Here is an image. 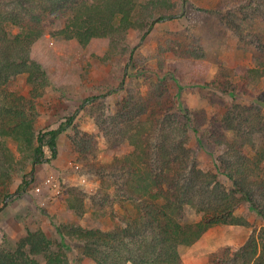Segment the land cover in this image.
<instances>
[{
    "label": "rangeland",
    "instance_id": "obj_1",
    "mask_svg": "<svg viewBox=\"0 0 264 264\" xmlns=\"http://www.w3.org/2000/svg\"><path fill=\"white\" fill-rule=\"evenodd\" d=\"M116 1L130 6L131 14L127 19V7L120 9L114 19V35L102 38L99 44L93 42L87 53H80L76 36L63 32L68 17L65 13L46 16L43 35L36 45L42 54L38 60L45 61L47 73L33 81L23 72L9 81L10 89L34 100L35 114L28 113V117L37 133L58 127L72 115L74 120L58 136L57 157L51 158L45 146L46 159L33 162L32 169L31 146L12 137L1 138L26 165L23 172L14 171L10 195L1 204L0 249L5 252L17 251L28 230H42L51 241L48 256L59 253L70 264H98L83 254L76 226L108 231L124 224L118 184L125 177L118 174L121 170L115 168V162L136 156L146 145L148 150H156L169 134L165 131L166 117L172 119L174 136L181 132L187 138L182 143L179 136L175 147L191 149V163L203 172L216 174L225 188L232 187V181L224 172L221 157L230 159L233 150H241L253 158L264 150V60L256 63L252 58L257 49L253 42L256 34L263 33L264 43V14L253 21L252 11L240 26L233 17L239 0L79 3L104 6ZM160 14L171 16L160 19ZM9 30L19 32L13 25ZM201 46L204 58L195 55ZM137 97L141 102L137 110L133 106L121 109L127 98ZM170 103L173 113L167 116L165 109ZM144 125L143 139L149 144L132 142L140 138ZM237 133L242 139L235 143ZM23 149L25 155L20 153ZM29 171L30 186L19 193ZM256 185V203L264 209V190ZM129 208L135 212L134 206ZM235 214L248 225H219L197 242L180 245L183 264H210V254L219 247H241L251 235L259 236L264 220L248 201L241 202ZM185 215L199 218L191 205L186 206ZM46 254L30 257L37 264H49Z\"/></svg>",
    "mask_w": 264,
    "mask_h": 264
},
{
    "label": "trees",
    "instance_id": "obj_2",
    "mask_svg": "<svg viewBox=\"0 0 264 264\" xmlns=\"http://www.w3.org/2000/svg\"><path fill=\"white\" fill-rule=\"evenodd\" d=\"M79 1L0 0V211L4 199L10 195L8 187L14 171L23 172L26 167L23 160L18 159L1 138L12 137L18 142H27L31 146L32 169L33 162L46 159L45 146L50 149L51 158L57 157L58 136L72 126L74 120L72 115L58 127L37 133L33 120L28 117V113L35 114L34 100L18 94L8 86L10 79L17 74L28 72L29 79L36 81V77L47 73L44 69L47 65L45 61L38 60L42 54L36 45L43 35L46 16L65 13L68 17L63 32L68 33V37L76 36L82 50L80 53H87L93 42L99 44L102 38L109 39L114 35V19L120 9L127 7H124L125 3L117 1L104 6L97 3L88 6ZM158 7L156 2L155 8ZM103 8H107L106 13H101ZM237 11L233 17L238 20V25L245 23L249 18L247 14L250 15L252 11L251 19L254 21L260 14H264V0L260 3L259 0H239ZM131 12L130 6L127 7V19ZM170 16L160 14L158 17L163 19ZM155 20H152V24ZM11 25L18 27L19 32L13 34L9 30ZM240 26L237 27L241 29ZM147 33L143 34L142 39ZM262 35L256 34L253 40L257 49L252 58L256 63L264 60ZM201 48L195 54L198 58L206 56L204 46ZM140 105L138 97L135 100L127 98L121 109L126 111L133 106L135 111ZM172 106L173 103H170L166 107L167 116L172 115ZM171 121L170 117L165 118L167 130L171 128L170 131L165 130L169 134L173 130ZM156 122L160 123L158 119ZM145 127L140 129V138H131L132 142L149 144L148 139H143ZM169 134H165L156 150H148L150 146L146 145L145 150H140L136 156L116 160L115 168L121 170L118 174L125 177V181L118 184L122 192L118 200L125 209L123 225L108 231L76 226V233L80 235L84 246L83 254L98 264H183L180 245L197 242L209 229L219 225H248L247 220L235 214L237 206L244 201H248L264 220L263 206L256 203L258 200L254 194L256 184L264 190V170L261 166L264 165V150L256 152L253 158L241 150H233L228 155L232 157L230 159L221 157L224 172L232 181V187L225 188L216 174L203 172L191 163V149L175 147L181 132H176V137L175 132ZM239 134H236L235 143L242 139ZM184 138L187 139L181 136L182 143ZM169 139L172 142L163 144ZM20 153L25 155L26 150H20ZM30 173L24 175L23 183L18 188L19 193L26 192L30 186ZM188 205L194 207L198 219H189L185 215ZM129 206L135 207L134 213H131ZM50 245V239L42 230H28L27 235L19 241L17 251L5 252L0 249V264H37L30 254H46ZM46 256L49 264H70L64 254ZM209 263L264 264V226L259 236L251 235L241 247H219L210 254Z\"/></svg>",
    "mask_w": 264,
    "mask_h": 264
}]
</instances>
